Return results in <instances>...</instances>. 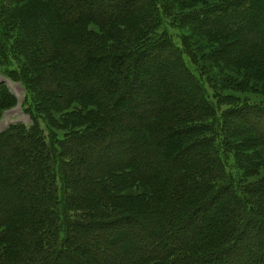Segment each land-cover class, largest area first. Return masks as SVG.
<instances>
[{
  "label": "trees",
  "instance_id": "16d2710c",
  "mask_svg": "<svg viewBox=\"0 0 264 264\" xmlns=\"http://www.w3.org/2000/svg\"><path fill=\"white\" fill-rule=\"evenodd\" d=\"M32 1L13 10L0 0V73L23 87L21 108L30 120V128L19 124L0 132L7 143L1 148L0 174L10 175L0 184V264H58L61 258L64 264H210L226 254L233 241L245 238L254 215L264 216V205L251 196L253 187L227 172L224 156L234 145L226 139L233 123L225 115L237 102L226 94L210 101L194 81L180 55L193 50L189 38L181 36V50L165 41L171 79L158 87L140 81L137 71L150 72L142 60L149 54L141 52L154 49L165 36L156 32L173 16L169 1L142 0L138 9L129 0ZM245 1L220 6L224 19L227 11L234 15L212 27L215 31L190 14L179 22L211 35L231 26L235 41L251 39L242 47V59L254 71L264 65V0ZM128 20L135 26L120 31L117 26ZM13 26L23 42L10 40ZM232 54L226 62L238 64L241 49ZM20 56L27 65L19 64ZM121 62L127 73L122 82L112 67L120 70ZM26 74L33 79L26 80ZM229 79L214 87L247 88ZM15 105L0 84V116ZM257 106L252 107L261 112ZM53 107L66 111L74 133L58 137L49 131L40 113ZM259 113L252 115L262 119ZM123 132L132 137L124 138ZM190 133L198 144L188 158L189 142L182 141ZM259 142L264 138L246 141L244 147ZM77 143L71 152L68 146ZM256 150L246 158L248 174L257 166L264 171V149ZM63 154L69 161L60 163ZM227 192L232 200L222 203ZM133 226L144 230L125 235L122 246L121 233ZM251 227L254 235L247 241L253 247L264 226Z\"/></svg>",
  "mask_w": 264,
  "mask_h": 264
},
{
  "label": "rangeland",
  "instance_id": "374dc122",
  "mask_svg": "<svg viewBox=\"0 0 264 264\" xmlns=\"http://www.w3.org/2000/svg\"><path fill=\"white\" fill-rule=\"evenodd\" d=\"M6 1L9 2L8 4L9 8H13V10H16L19 4H23L24 6L29 7L26 4H29L31 6V3L34 2L32 0H6ZM168 1H169L168 4L171 6L169 12H171L173 16H171L170 18H166L165 24L163 26L161 25L157 29L156 35L160 33H164L165 36L163 35L159 36L158 38L159 41H155L156 43L155 42L153 43L154 49L147 51V49H149L148 46L145 47L143 52H141L143 53L142 56H145L146 53L149 54V56L146 55L147 58L143 57L142 60H144L145 58L144 67H148L149 68L148 70L150 72L147 73L146 68L137 71V73L138 72L140 73V81L145 79V84H149V85L154 84L155 86L158 87L161 86L162 83L165 82L167 79H171L170 70L168 69L166 64V61L168 63V60L166 59L170 57V51L169 48L166 47L165 41H170L172 44L177 45L181 50L182 49L181 41H180L181 36L184 35L188 37L192 45V47L191 46L190 47L193 48V50L191 51L190 49L186 53L180 52V55L183 60V63L187 65L190 72L194 75L195 78L194 81L197 82L204 89L205 94L210 101L211 100L215 101L214 97H216V94L217 95L226 94L232 97L234 99L233 101L237 102V104L233 106L232 110H230L225 115V119L233 123L230 125L231 127L228 133L230 134L231 131H233L234 129V134H233L234 137H231L229 136L228 133H226V139L232 141L231 146L234 145L233 146L234 153L228 152V155L224 156L225 162L227 164V172H229L231 177H233L238 183L243 184V182L245 181L244 185H247L248 187H253L254 189L248 190L250 194L252 193L251 196H253L254 199L257 198L258 200H262L264 205V171L258 168L257 166V168H254L251 174H248L246 173V170H248L249 164L245 163L246 158L252 157L253 153L255 151L257 152L256 148L258 150L259 149L261 150V148L264 149V143L259 142L260 144H258V146L256 145V143H253L252 144L253 146L244 147V143L246 141L252 140L254 138L255 139L264 138V115H263L264 114V65L263 66L257 65L256 68L258 69L251 71L252 67L249 64H246L245 60L242 59V57H245L244 54L245 50L243 51L242 47L247 48L245 43L248 45V43H252V41L251 39H249L250 41L248 40L246 42L235 41L237 39L234 38L232 35H229L232 34V31H230L232 28L231 26L228 28L225 27L222 33H218L219 35L218 36V35H211V33H208L205 30V28H202L200 26L198 33H195L196 29L193 30L195 26H193L192 29L190 26H183L179 22V17H181V15L190 14L195 21H198V23L202 24L201 26H204L206 28L207 26H209L208 27L209 29H213L212 27L215 28L216 24L222 23L224 22V20L233 18L232 16L234 15V11H229V13L227 11L226 17L224 19L223 18L224 13H222L223 9H221L220 6L229 2L232 3V1L235 2L236 0H176V1L168 0ZM247 1L249 0H246L244 3H246ZM141 3L142 0H129L128 5L133 6V9L134 7L138 9ZM143 5L141 9L144 10L145 8ZM247 10H248L247 7L242 9V14H244ZM12 14L14 15L15 12H13ZM15 19L16 17L13 16L14 23H15ZM127 22H128L127 24L123 23L117 26L118 28H120V31H123L124 29L127 28H133L135 26L134 22L131 23L130 20H128ZM204 22L206 23L203 24ZM213 31H215V29H213ZM233 31L235 32L237 30L234 29ZM10 32L11 33L9 34L11 41L13 40L18 41L20 39L17 33V29L15 30L14 26L11 28ZM19 41L23 42L22 40ZM237 48L241 49L242 52V54H240L241 58L238 59L241 61H239L238 64L231 65L226 61L231 60V57L234 56L232 53L234 52L236 53ZM158 59H160V62H157ZM212 60H214V62H211ZM17 61L22 66L27 65L25 64L26 60L22 56L17 57ZM121 64L122 62L120 63V65ZM157 65L160 67L159 72L155 70V67ZM112 67L114 68V73L116 74V78L119 81L122 82L123 77L127 78V73L122 71V67H123L122 65L120 66V70L116 65H112ZM152 69L154 70L152 71ZM25 77L26 80L28 81L33 79L32 75L30 74H26ZM72 77L74 76L72 75ZM72 77H70V79H73ZM95 77L96 76H93V78ZM226 79H229V81L235 80L237 82L243 83L247 86V88L246 89L242 88L241 90H237V91H232V90L230 91L223 89L220 90L214 87V86L220 87L222 85V82L223 81L225 82ZM0 84L2 87L6 88L10 92V94L15 98L16 101V105L13 108L7 109L5 112L2 113V116H0V132L8 130L10 126L19 125V124H22L25 128H28L30 126L29 117L23 112V109L21 108L25 100L23 87L20 84L14 82L12 79L10 78L8 79L6 76H4L1 73H0ZM136 94L138 95L139 91ZM106 96L109 97V94L107 93L104 95L105 98ZM167 96L168 95L166 94V97ZM111 97L112 98L115 97V94L112 93ZM133 97L134 96H132V98ZM35 103H37V99L35 100ZM216 103L218 102L216 101ZM254 103L255 105L260 104V106H257L259 107L257 108L258 111L262 110L261 112L259 111L260 113L256 112L257 110L253 109L255 108L252 107L254 106ZM230 104H232V102H230L229 105ZM220 105L222 106L221 109L225 108L224 102L221 101ZM237 106L238 107L240 106L242 109L240 111H237L238 108ZM122 107L128 108V106H125L124 104H122ZM254 113H259L261 116H263V118L256 119L252 115ZM65 114L66 111L61 112L60 110H56V108L54 107L51 108V111L49 112L41 111L40 113V115H42L47 120L45 121V123L47 124L49 131L52 134L57 135L58 137L64 135L65 132L67 131H69V134L75 132L71 130V127L67 126V120H65L66 119ZM61 125H63L62 129L58 127ZM197 125L199 124L197 123ZM207 133L208 132L204 131L203 134H207ZM120 134L124 136V138L132 137L131 136L132 134L129 132H123ZM11 136L14 137V135ZM1 138L3 137H0V139ZM134 139L136 138H133L132 140ZM0 142H1L0 143V154H1L2 152L1 148L6 147L7 143L2 142L1 140ZM188 142H189L188 149L190 148L191 149L188 151L187 157L191 158L192 156H194V154H196L195 149L192 147L196 148L198 144L195 133H190L189 135H187L186 140L182 141L183 144H186ZM78 144L81 143L72 144L68 146L71 148V152L76 151L77 148L76 146H78ZM17 147L22 148L21 145H17ZM120 154H122V151H120ZM4 155L5 153L1 155V157H3ZM58 160H60V163H63V162H68L69 158L67 157V155L63 154L61 155V157H58ZM0 170H2V167H0ZM3 174L4 172L0 174V184L3 181V179L10 178V175H6V172H5V176H3ZM22 186L25 187L24 190H27L26 188L27 186L25 184H23ZM222 190L224 191L226 189L224 188ZM223 198L224 199L222 203H224L225 201L230 202L232 200L228 192L227 194H225ZM254 216H255V221L251 223L253 228L258 229L259 227H261V225L264 226V216L256 215V214ZM251 225L249 226V228L248 227L245 228L244 231L245 238L243 240L242 237L244 235L241 237V240L240 239L238 240V242L236 240L233 241V245L231 246L234 247L230 248L229 246V249L227 250L226 254L220 257L216 256L214 260H210L211 262L210 264H264V231H261L260 233V230H257V234H258L257 236L260 237L257 238V240L260 241H254L253 242L254 245L252 247L251 242L247 241L248 238H251V236L254 235V234L250 235V228H252ZM135 229L138 231H140L141 229L144 230L143 227L139 230L137 226H133L132 231H130L131 233L128 232V230L127 233L126 232L121 233L120 240L118 241V243L122 244V246L125 245L127 241L126 239L127 236L125 235L131 236L132 233H135ZM251 231L253 230L251 229ZM246 234L248 235L246 236ZM58 264H64L63 258H61L60 261H58Z\"/></svg>",
  "mask_w": 264,
  "mask_h": 264
}]
</instances>
